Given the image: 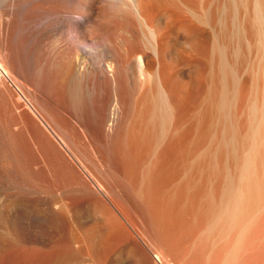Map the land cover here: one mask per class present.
<instances>
[{"label": "bare ground", "instance_id": "6f19581e", "mask_svg": "<svg viewBox=\"0 0 264 264\" xmlns=\"http://www.w3.org/2000/svg\"><path fill=\"white\" fill-rule=\"evenodd\" d=\"M254 7L257 36L246 16L242 24L236 3L230 15L226 0H0V88L14 99L8 123L0 112V170L9 152L23 180L0 186V264H67L76 259L73 249L106 264L113 245L142 252L139 239L159 249L165 232L156 211H166L173 196L186 205V194L194 200L183 226L196 225L194 237L204 245L195 264H264L257 234L264 209V0ZM60 27L70 35L65 53L47 56L40 34ZM239 27L252 46L248 92L240 82ZM99 89L110 94L108 111ZM37 114L92 180L73 166V181L56 188L54 203V178L28 170L41 157L46 173L57 176L46 159L53 152L64 159ZM22 116L32 123L24 141L12 127ZM71 192L78 208L67 210L63 198ZM29 195L48 221L59 224L65 208L82 235L71 239L64 231L61 249L58 242L55 251L33 253L44 244L21 215ZM96 238L110 252L88 249ZM163 257L159 250L154 258Z\"/></svg>", "mask_w": 264, "mask_h": 264}, {"label": "rangeland", "instance_id": "374dc122", "mask_svg": "<svg viewBox=\"0 0 264 264\" xmlns=\"http://www.w3.org/2000/svg\"><path fill=\"white\" fill-rule=\"evenodd\" d=\"M226 1L229 5L230 15H231L232 9L234 8V4L236 3L237 4V14H238V17L241 18L242 24H244L243 18L246 16L247 22L245 24L248 25L249 29H252V31H253L252 36H257L259 21L256 18V13H258V11L256 10V7H254V1L257 4V0H253V4L251 5V7H250L248 0H243V2H242V0H226ZM68 41H70V35L64 27L57 28L53 31L44 32V33L40 34V37H39V42L42 46L43 51L45 52V55H47V56L48 55L53 56V55L57 54V52H60V55L65 53L64 52V45L66 43H68ZM223 41L228 43V38H227L226 34L225 35L223 34ZM250 48H252V46H250L248 41L244 38V29L242 27H239L238 67L241 70V81L240 82L244 83V88H245L246 92L251 91V88L249 86L248 81L253 76V72H252L253 61H252V57L250 55ZM225 52H226V50H225ZM94 55L96 56V52L94 53ZM99 55L102 56V58L103 57L107 58L106 55H104V54L99 53ZM225 56H226V54H225ZM251 62H252V64H251ZM263 72H264V69H263ZM261 77L262 78H260L259 81H260V83L262 82V84H263V92H264V73L261 75ZM8 82L10 83V85L14 89V91L18 94V96L20 97L19 102L21 104H23L24 106H28V105L30 106L29 100L25 96L22 95V92L20 91V87L17 86V84L14 83V81H12V80L11 81L9 80ZM99 92H100L103 103L106 105V110L108 111L110 103L112 102L110 99V94H107L104 90H101V89H99ZM262 98H263V95L261 97V100H262ZM13 105H14V99L11 98L6 91H4L0 88V112L3 115V117L5 118V120H7V123L9 121V117H10V111H9L10 106L12 108ZM21 108H23V106H21ZM20 118L18 119V121L20 122L19 123L20 126L18 125L17 121H16L17 123L15 122L19 128L16 126L15 123L13 124L14 126L12 125V127H13V131L15 130L14 131L15 136L19 140L24 141L27 139V136L25 135L26 134L25 126H29V125L31 126L32 123L27 117L22 116ZM37 118H39V121L43 124V126L45 125L48 132L50 134L52 133V137L55 139L56 135L54 134V132H51V129L48 126H46L44 119H42V117L40 115H38ZM22 123L24 125H21ZM15 126H16V129H15ZM20 130H21V133H20ZM19 135H21L22 137ZM197 136L194 137L195 139H193V142H197L198 144H200V141L202 140V138L199 135H197ZM146 138L147 137H145L142 141H145V143L146 142L148 143V140H150V138H148L147 140H146ZM199 139H201V140H199ZM55 141H57L60 144L59 145L57 143L59 150L61 152V155L63 156L64 159H61V157L58 154L53 152V154L51 153V155H50L51 157L50 156L47 157L46 160L49 161L48 162L49 168H51L52 171H54L53 172L54 174L57 173V176L56 175H53V176L49 175L50 174L49 171L46 173V171L48 170V167L46 166V168H45L46 164H44V162L47 163V161H44V159L43 158L41 159V157L35 159L31 168L29 166L28 170H29L30 174L34 177H39L42 180H46L45 178L48 177L47 179H49L48 181H50V182H52V177H53L54 178L53 180L55 182V183L53 182L54 186L57 183L55 188L52 187L54 189V191L58 190V189L60 190L61 188H63V186H65V185L67 186L68 182L70 183L71 181H73L72 178H73L74 174H72V172L74 169L82 171L83 174L87 178H89V180H91L90 177L88 176L87 171L83 170L79 160H77V158L74 156V153H72L71 150L66 148L58 140L57 137H56ZM66 149H68L69 151H67ZM66 156H67V158H66ZM54 159H55V161H54ZM2 162L7 167L5 168L4 171L0 170V186H6L8 184H14V185L22 184L23 180L16 174L15 168L13 166L14 162H13L12 157L9 154V152H7L3 156ZM68 163L69 164L72 163L71 166L68 165ZM34 166L35 167L37 166L36 167L37 172H36ZM39 169H40V171H39ZM58 172H60V173L58 174ZM62 173H63V175H62ZM65 175H67V177ZM54 176H56V177H54ZM59 178H61L60 179L61 181L59 180ZM65 178L67 179L66 180L67 183L64 182ZM56 179H58L59 182ZM91 182H92V180H91ZM56 188H58V189H56ZM55 193H56V195H55ZM55 193L52 192V194L51 193L48 194L51 198V202L53 201V203H54V201L58 200L56 198H58L59 192L57 193V191H55ZM68 194L69 195H67L66 197L63 198L64 205L66 206L65 208L67 210L77 209L78 208V202L77 201L79 198L78 193H75V192L72 193L71 192ZM186 195H184L183 197L181 196L182 198H180V199L183 200V202L187 201L188 204L186 202L185 203L186 205H182L181 201H179V199L177 200L173 196L170 199V202L172 205L165 208L166 211L165 210L164 211L159 210V209H158V211H156L157 215L155 216L156 217L155 220L158 222V224L162 228L163 233L165 232L164 233L165 237H164L163 241L161 242L159 249L158 248L156 249V247L155 248L151 247L145 239H143V240L139 239V241H142V242H140L141 245L143 246L142 252L140 251L141 249H138L137 247H135L133 245L123 246V244H122L121 246L118 245L119 248L116 245L121 244V243H116L115 244L116 247H114V245H113V246H111V248H110V246L108 247V246L104 245L105 247H108V249L109 248L111 249V250L109 249L111 251L110 252V251H108V249L103 248V244L101 243V241L98 238H96L99 240L98 242L94 240V241L88 243V245L93 243L92 247L94 246V248H92L90 245V248H88V249L97 250L99 248L100 251L102 249L105 250V251L103 250V253H106L107 251L110 252L111 253V254L109 253L110 255L108 253H106V257H105L106 258V264H108V263L109 264H113V263H115V264H139V262H140V264H142V262L145 259H147L148 257L153 260V262H154L153 264H195L197 262V258L199 257V254L202 251L201 248H202V246L204 247V245H203V243H201L200 240H196L194 237V236H196L195 231H197L196 225L190 224L187 227L183 226L184 225L183 222H185L187 220V216H188L186 209L190 205L189 204L190 200H192V201L194 200L193 198H187L189 196L187 195V197H186ZM29 196H31V204H32V202H35V201H34L32 195H29ZM174 199H175V201H174ZM31 204L24 208L21 215L28 219L30 225L33 228V233L34 234L37 232L39 233V237L35 236L34 239L37 242L43 243L45 246L44 247L40 244H38V246L40 245L41 248L37 247L36 245L33 246L36 249V250L33 249L34 251L32 250L33 253L35 252V254H36V252L38 250L37 253L44 252L45 254H47V253H50L52 251L57 250L56 246L58 247V245H60L58 247V249H61L62 243L60 242V237H61L62 232H64V231H66L65 234L67 236L69 235L68 236L69 238H71L70 237L71 234L74 235L73 233H76V234L74 236H72V238L75 237L79 233L82 235V230L79 229L80 228L79 225L78 226L74 225V223H76V221H74V219L68 214V212L65 211L66 210L65 208H64V210L62 209L64 211L63 212L64 213L63 219L65 217V220L62 221L63 219H60V221H58L59 222V224H58L52 217L49 219H52L55 223L52 222V220L48 221L47 219H45L41 208L34 206V204H32V205ZM262 215H263L262 216V218H263L262 223L263 224H262L261 230L257 234H259V237L261 240H264V209L262 211ZM70 217L72 218V220L70 219ZM184 219H185V221H184ZM50 221H51V223H49ZM63 222H65V225H63L64 224ZM53 223H54V225H53ZM76 225H77V223H76ZM60 226L63 228H61ZM62 229H65V230H62ZM79 231H81V232H79ZM80 234L77 236H81ZM58 242H60V243L58 244ZM94 242H97V243H94ZM143 243H145V244L147 243L150 247L148 245L143 244ZM99 244L102 245V248L100 247ZM194 244H196V245H194ZM145 246H147V247L144 248ZM113 247H114V249H112ZM129 247H131V248H129ZM44 248L46 249L45 251H47V253L44 251ZM54 248H55V250H54ZM39 249H42V250L40 251ZM73 250H74V255L76 256V259L70 260L67 264H97L96 261L94 259H92V257L90 258L88 255H84V252H78L79 249H73ZM156 250L157 251L162 250V252L164 254V257L162 259L156 260V258H154L156 256V253H157ZM144 252H145V258H144ZM146 255H148V256H146ZM104 256H105V254H104ZM108 256H109V258H107ZM141 256L143 259L141 258ZM110 260H111V262H110ZM141 260H142V262H141Z\"/></svg>", "mask_w": 264, "mask_h": 264}]
</instances>
